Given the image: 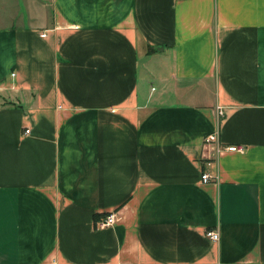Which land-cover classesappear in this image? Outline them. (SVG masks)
<instances>
[{"label":"crops","instance_id":"0c3cea01","mask_svg":"<svg viewBox=\"0 0 264 264\" xmlns=\"http://www.w3.org/2000/svg\"><path fill=\"white\" fill-rule=\"evenodd\" d=\"M0 264H264V0H0Z\"/></svg>","mask_w":264,"mask_h":264},{"label":"built area","instance_id":"2783aa9c","mask_svg":"<svg viewBox=\"0 0 264 264\" xmlns=\"http://www.w3.org/2000/svg\"><path fill=\"white\" fill-rule=\"evenodd\" d=\"M24 131L28 132V129H25ZM203 142L205 144L216 143V151H218L221 147L220 144L217 143L216 135L214 133H209L206 136H204ZM224 148L228 151L241 150L240 147L236 148L235 146H231V145L225 146ZM209 179H210V176L208 175V173L203 172L200 174V180L202 182H207V181H209ZM115 220H116V217H115L114 213L109 212L97 222V226L100 228L107 227V226L112 225ZM205 235L212 241H217V239H218V234H217V231H215V230H206Z\"/></svg>","mask_w":264,"mask_h":264}]
</instances>
